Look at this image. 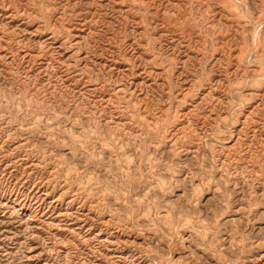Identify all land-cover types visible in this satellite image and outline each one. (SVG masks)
<instances>
[{"label": "rangeland", "instance_id": "1", "mask_svg": "<svg viewBox=\"0 0 264 264\" xmlns=\"http://www.w3.org/2000/svg\"><path fill=\"white\" fill-rule=\"evenodd\" d=\"M263 77L264 0H0V264H264Z\"/></svg>", "mask_w": 264, "mask_h": 264}, {"label": "bare ground", "instance_id": "2", "mask_svg": "<svg viewBox=\"0 0 264 264\" xmlns=\"http://www.w3.org/2000/svg\"><path fill=\"white\" fill-rule=\"evenodd\" d=\"M175 1V0H174ZM223 2V1H222ZM218 3V2H217ZM224 4V3H223ZM192 5V4H191ZM209 6V5H208ZM245 6V5H244ZM230 7V6H229ZM246 7V6H245ZM244 8V7H243ZM61 9V8H60ZM148 9V8H147ZM224 9V8H223ZM233 9H234V7H233ZM152 10V9H151ZM67 11V10H66ZM69 12V11H68ZM166 12V11H165ZM13 13V12H12ZM170 13V12H169ZM179 13V12H178ZM219 13V12H218ZM181 14V13H180ZM248 14V13H247ZM32 15V14H31ZM131 15V14H130ZM125 16V15H124ZM136 18V17H135ZM138 18H139V16H138ZM53 20V19H52ZM244 20V19H243ZM260 21V20H259ZM248 22V21H247ZM252 25V24H251ZM197 26V25H196ZM97 27V26H96ZM86 29V28H85ZM159 30V29H158ZM258 30V29H257ZM53 32H54V30H53ZM200 34V33H199ZM202 34V33H201ZM57 35V34H56ZM207 35V34H206ZM67 36V35H66ZM251 37V36H250ZM51 38V37H50ZM57 38V37H56ZM184 42V41H183ZM69 43V42H68ZM65 47V46H64ZM143 49V48H142ZM255 49V48H254ZM219 52V51H218ZM77 56V55H76ZM75 56V57H76ZM197 56V55H196ZM73 58V57H72ZM185 58V57H184ZM146 59V58H145ZM202 59V58H201ZM245 61V60H244ZM242 66V65H241ZM148 68V67H147ZM153 68V67H152ZM199 77V76H198ZM201 77V76H200ZM259 78V77H258ZM264 78V77H263ZM248 81V80H247ZM242 86V85H241ZM240 86V87H241ZM212 88V87H211ZM242 88V87H241ZM223 89V88H222ZM196 91V90H195ZM235 91V90H234ZM239 91H241V90H239ZM258 91V90H257ZM261 91V90H260ZM216 93V92H215ZM231 93V92H230ZM207 95V94H206ZM229 98V97H228ZM252 98V97H251ZM190 99V98H189ZM218 99V98H217ZM231 100V99H230ZM214 102V101H213ZM176 103V102H175ZM240 103V102H239ZM239 103H237V104H239ZM171 106V105H170ZM240 106V105H239ZM243 106H245V105H243ZM261 109V108H260ZM238 111V110H237ZM12 116V115H11ZM146 118V117H145ZM209 119V118H208ZM220 120V119H219ZM239 120V119H238ZM176 121V120H175ZM215 122V121H214ZM217 122H219V121H217ZM33 123V122H32ZM203 123V122H202ZM253 124V123H252ZM222 125V124H221ZM249 125V124H248ZM123 126V125H122ZM143 126V125H142ZM177 126V125H176ZM216 126V125H215ZM180 128V127H179ZM226 129V128H225ZM36 130V129H35ZM118 130V129H117ZM217 130V129H216ZM219 131V130H218ZM171 132V131H170ZM82 135V134H81ZM118 135V134H117ZM130 135V134H129ZM203 135V134H202ZM83 136V135H82ZM204 136V135H203ZM85 137V136H84ZM206 137V136H205ZM87 141V140H86ZM91 141H92V139H91ZM203 141V140H202ZM71 142V141H70ZM120 142V141H119ZM124 144H125V142H124ZM155 144V143H154ZM237 144V143H236ZM247 144V143H246ZM197 146V145H196ZM203 146H204V144H203ZM89 147V146H88ZM102 147V146H101ZM114 147V146H113ZM230 147V146H229ZM118 148V147H117ZM155 148V147H154ZM176 148V147H175ZM93 149V148H92ZM107 150H109V149H107ZM205 150H206V148H205ZM201 151V150H200ZM87 152V151H86ZM85 152V153H86ZM108 152V151H107ZM207 152V151H206ZM76 153V152H75ZM120 153V152H119ZM208 153V152H207ZM97 154V153H96ZM108 154V153H107ZM90 155V154H89ZM88 155V156H89ZM200 155V154H199ZM85 156V155H84ZM91 158V157H90ZM259 158V157H258ZM90 160V159H89ZM62 162H63V160H61ZM253 165V164H252ZM108 166V165H107ZM139 166V165H138ZM149 168V167H148ZM164 169V168H163ZM53 170V169H52ZM171 171V170H170ZM184 171V170H183ZM195 171V170H194ZM162 173V172H161ZM120 174V173H119ZM124 174V173H123ZM141 175V174H140ZM154 175V174H153ZM51 176V175H50ZM195 176V175H194ZM128 177V176H127ZM146 178V177H145ZM157 179V178H156ZM194 179V178H193ZM97 180V179H96ZM127 180V179H126ZM131 180V179H130ZM210 180V179H209ZM163 181V180H162ZM261 181V180H260ZM157 182V181H156ZM257 182V181H256ZM154 184V183H153ZM97 185V184H96ZM104 187V186H103ZM78 189V188H77ZM99 189V188H98ZM116 190V189H115ZM84 191V190H83ZM99 192H100V190H99ZM85 194V193H84ZM124 195V194H123ZM64 198V197H63ZM91 198V197H90ZM99 198V197H98ZM61 199V198H60ZM153 200V199H152ZM101 201V200H100ZM72 202V201H71ZM70 202V203H71ZM92 202H93V200H92ZM116 202V201H115ZM191 202V201H190ZM122 204V203H121ZM117 205V204H116ZM190 205V204H189ZM224 206V205H223ZM188 207V206H187ZM89 208V207H88ZM88 208H86V209H88ZM98 208V207H97ZM107 208V207H106ZM131 208V207H130ZM131 210V209H130ZM147 210V209H146ZM162 213H164V212H162ZM108 215V214H107ZM131 216V215H130ZM102 218V217H101ZM112 218V217H111ZM121 218H122V216H121ZM97 220H98V218H96ZM118 223H120V222H118ZM124 223V222H123ZM126 223V222H125ZM144 223V222H143ZM146 223V222H145ZM100 224V223H99ZM127 225V224H126ZM120 226V225H119ZM155 226V225H154ZM108 227H110V226H108ZM191 227V226H190ZM132 228V227H131ZM135 228V227H134ZM119 230V229H118ZM175 230V229H174ZM187 230V229H186ZM207 230V229H206ZM134 231V230H133ZM191 231V230H190ZM160 232V231H159ZM170 232V231H169ZM190 233V232H189ZM125 234V233H124ZM123 236V235H122ZM199 237V236H198ZM155 238V237H154ZM177 238V237H176ZM185 240V239H184ZM209 245V244H208ZM205 246V245H204ZM148 251V250H147Z\"/></svg>", "mask_w": 264, "mask_h": 264}]
</instances>
